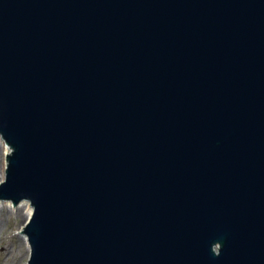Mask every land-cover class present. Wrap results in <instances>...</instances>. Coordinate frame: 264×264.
Returning a JSON list of instances; mask_svg holds the SVG:
<instances>
[{
  "label": "water",
  "instance_id": "1",
  "mask_svg": "<svg viewBox=\"0 0 264 264\" xmlns=\"http://www.w3.org/2000/svg\"><path fill=\"white\" fill-rule=\"evenodd\" d=\"M0 136L28 264H264V0H0Z\"/></svg>",
  "mask_w": 264,
  "mask_h": 264
},
{
  "label": "rangeland",
  "instance_id": "2",
  "mask_svg": "<svg viewBox=\"0 0 264 264\" xmlns=\"http://www.w3.org/2000/svg\"><path fill=\"white\" fill-rule=\"evenodd\" d=\"M5 167L6 154L0 148V183L5 179ZM17 207L11 201L0 199V264H28L29 262L30 251L26 243L22 241L21 231L30 218L28 222H25V212L19 215Z\"/></svg>",
  "mask_w": 264,
  "mask_h": 264
},
{
  "label": "bare ground",
  "instance_id": "3",
  "mask_svg": "<svg viewBox=\"0 0 264 264\" xmlns=\"http://www.w3.org/2000/svg\"><path fill=\"white\" fill-rule=\"evenodd\" d=\"M0 148L2 149L4 154H7L9 152V148H8L7 144L5 143V141L2 139L1 136H0ZM17 206H19V207H17ZM17 206H16L17 207V212L19 213V215H21L22 213L25 212L24 213L25 222H28V219L31 218V216L33 214V207L30 205L29 202H22V203H20ZM21 226H22V224H21ZM24 226L25 225H23V229H24ZM22 238H23V240H22L23 243L24 244L26 243V245L28 246V249L30 251V245H29V242H28V238L26 237V235H23Z\"/></svg>",
  "mask_w": 264,
  "mask_h": 264
}]
</instances>
